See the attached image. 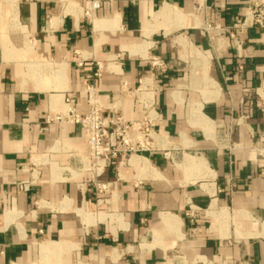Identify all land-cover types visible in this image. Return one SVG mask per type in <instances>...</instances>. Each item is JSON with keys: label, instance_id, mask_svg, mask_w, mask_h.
I'll use <instances>...</instances> for the list:
<instances>
[{"label": "crops", "instance_id": "obj_1", "mask_svg": "<svg viewBox=\"0 0 264 264\" xmlns=\"http://www.w3.org/2000/svg\"><path fill=\"white\" fill-rule=\"evenodd\" d=\"M255 1L0 0V264H264ZM97 63L107 114L141 119L153 82L167 154L114 161L103 204L83 129L47 122L87 112Z\"/></svg>", "mask_w": 264, "mask_h": 264}, {"label": "built area", "instance_id": "obj_2", "mask_svg": "<svg viewBox=\"0 0 264 264\" xmlns=\"http://www.w3.org/2000/svg\"><path fill=\"white\" fill-rule=\"evenodd\" d=\"M99 7L98 3L94 4ZM243 28L259 27L264 30V0H256L246 12ZM156 66H161L159 61ZM80 67L83 63H80ZM104 67L95 65V71L84 81V93L87 97V112L81 114L76 108L75 99L64 95L61 109L54 111L48 123L81 127L86 135L88 157L81 156L82 171L93 173L94 189L98 204L105 201L103 196L111 190L112 185L101 181L105 170L120 158H143L148 154L161 152L167 158L166 150L160 142L156 131L158 112L154 102L155 89L153 82L143 83L140 89L139 101L144 114L141 119H129L122 112L105 113L100 100V90L97 81L102 78ZM127 87L122 80V88ZM123 91L122 93H124ZM227 141V139H226ZM264 160V149H256ZM264 177V166L261 168ZM26 189L27 183L21 185Z\"/></svg>", "mask_w": 264, "mask_h": 264}, {"label": "rangeland", "instance_id": "obj_3", "mask_svg": "<svg viewBox=\"0 0 264 264\" xmlns=\"http://www.w3.org/2000/svg\"><path fill=\"white\" fill-rule=\"evenodd\" d=\"M8 11V10H7ZM13 17H14V12L12 13V19H13ZM4 23V24H3ZM4 26H5V22H1L0 23V30H2V28H4Z\"/></svg>", "mask_w": 264, "mask_h": 264}]
</instances>
